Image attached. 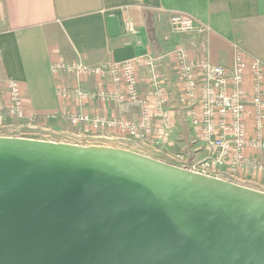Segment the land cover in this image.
Listing matches in <instances>:
<instances>
[{"label": "water", "instance_id": "obj_1", "mask_svg": "<svg viewBox=\"0 0 264 264\" xmlns=\"http://www.w3.org/2000/svg\"><path fill=\"white\" fill-rule=\"evenodd\" d=\"M0 264H264V191L122 147L0 136Z\"/></svg>", "mask_w": 264, "mask_h": 264}, {"label": "crops", "instance_id": "obj_2", "mask_svg": "<svg viewBox=\"0 0 264 264\" xmlns=\"http://www.w3.org/2000/svg\"><path fill=\"white\" fill-rule=\"evenodd\" d=\"M173 12L194 17L208 25L210 32L203 36L172 32L169 19ZM126 21L134 23L135 32L127 30ZM180 46L193 60L206 57L225 66L233 64L235 46H239L264 64V0H0V83L19 82L27 115L35 122H47L53 114L59 121L66 112L79 109L74 101L58 96L60 85L71 86L78 80L54 74L51 66L55 61L80 59L100 65L139 56L162 57L161 70L170 93L168 107L175 117L170 143L156 150L142 141L119 140L123 133L115 129L106 130L104 136L112 143L95 144L126 148L183 167L203 159L206 151H193L191 127L177 99L181 82L173 52ZM138 76L146 95L150 90L146 67H138ZM81 81L91 89L109 85L102 78L83 77ZM85 110L104 115L123 113L114 102L87 104ZM126 116L135 120L140 109H131ZM180 151L186 163L175 159L174 154ZM251 155L264 161V153ZM235 182L264 191V174L242 171Z\"/></svg>", "mask_w": 264, "mask_h": 264}, {"label": "built area", "instance_id": "obj_3", "mask_svg": "<svg viewBox=\"0 0 264 264\" xmlns=\"http://www.w3.org/2000/svg\"><path fill=\"white\" fill-rule=\"evenodd\" d=\"M169 22L172 32L202 36L210 32L208 25L180 12L170 14ZM125 26L130 32L136 31L132 21H126ZM173 54L181 82L177 99L191 127V147L194 152L206 151L203 159L183 167L230 181L238 180L242 171L264 174V161L251 155V152L264 153L263 62L248 56L239 46H235L231 66L213 63L206 57L193 60L182 46ZM161 64L162 57L154 55L100 65H89L80 59L55 61L51 66L54 74H66L78 80L71 86L60 85L57 91L61 99L74 101L79 106L65 113L70 124L79 128L72 134L73 143L102 139L106 130L117 129L123 133L119 140L142 141L156 150L166 148L175 117L168 107L169 86ZM140 66L146 67L148 72L150 90L146 95L140 89ZM83 77L107 79L109 85L91 89L82 83ZM6 86L9 113L27 117L19 82L7 80ZM98 101L114 102L123 113L104 115L85 110L87 104ZM134 108L140 109V116L132 120L126 112ZM3 116L0 108V129L4 127ZM29 119L35 122L33 117ZM174 155L177 161L186 163L183 152Z\"/></svg>", "mask_w": 264, "mask_h": 264}, {"label": "rangeland", "instance_id": "obj_4", "mask_svg": "<svg viewBox=\"0 0 264 264\" xmlns=\"http://www.w3.org/2000/svg\"><path fill=\"white\" fill-rule=\"evenodd\" d=\"M10 98L8 89L5 82L0 83V108L4 114L2 124L4 127L0 129L1 136H15V137H28V138H41V139H57V140H73L72 134L77 133L73 129L67 118L47 117V122H32L29 116L19 118L9 113ZM86 133H90L87 131ZM99 133V132H98ZM96 134V133H93ZM108 133L105 131L104 136ZM77 142V141H74ZM99 142L112 143V141L103 137L102 139H95L93 141L81 140V145H91ZM96 145V144H95ZM235 182V181H234Z\"/></svg>", "mask_w": 264, "mask_h": 264}]
</instances>
